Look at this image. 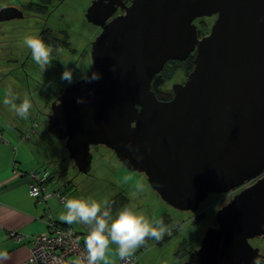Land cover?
Wrapping results in <instances>:
<instances>
[{
	"label": "water",
	"instance_id": "water-1",
	"mask_svg": "<svg viewBox=\"0 0 264 264\" xmlns=\"http://www.w3.org/2000/svg\"><path fill=\"white\" fill-rule=\"evenodd\" d=\"M92 2L86 18L102 30L90 71L56 96L48 133L84 174L91 148L108 147L179 211L196 213L211 193L253 181L215 212L184 263L251 264L262 252L250 241L264 237V0H133L110 21L111 12L98 11L112 2ZM213 15L200 37L194 21ZM23 16L16 6L0 9V20ZM194 51L187 80L160 100L153 76Z\"/></svg>",
	"mask_w": 264,
	"mask_h": 264
},
{
	"label": "rangeland",
	"instance_id": "rangeland-1",
	"mask_svg": "<svg viewBox=\"0 0 264 264\" xmlns=\"http://www.w3.org/2000/svg\"><path fill=\"white\" fill-rule=\"evenodd\" d=\"M2 3L3 1L0 0V4ZM89 5V0H63L60 10V14L61 12L63 13V16L61 17L63 18L64 25L62 27L67 29L69 35L68 39L71 40L73 48L77 49L76 52L78 53V60L72 65V68L66 63L67 61L64 60L63 62L65 66L63 67L64 70L67 69L73 74V82L80 79L82 76L87 75L91 68L90 49L92 42L95 37H97L96 33L98 28L88 22L86 18L85 13ZM213 19L214 18L211 17H205L200 20L197 25L202 32H208L211 30L214 23ZM20 57H22V55H20ZM5 65H7L6 67H9V64L5 63ZM36 76V80L38 77L43 79L37 74ZM185 76L186 73L182 66L177 72H174L167 77L163 89L171 90L173 85L183 80ZM71 83L63 81L62 85L55 88L54 91L59 90V93H61V91ZM19 96L25 99L23 93L19 92ZM40 99L42 98H37V100L42 101ZM51 104L52 102L49 104L48 101L46 104H41L42 112L48 113ZM39 121L41 122V128H47V124L42 116L39 117ZM35 134L34 136L36 137L37 134ZM51 141L54 143L53 146L48 144V146L45 147H47V154L49 148L51 149L48 154L49 157H54L50 164L51 167H48L51 172L56 174V177L55 182L52 185H48V189L52 191L58 184L68 180L66 183L71 187L66 191L68 193L67 199H91L100 203L102 210L109 204H112L113 207L116 206V213L112 215L113 218H115L125 206H131L139 211L140 214L144 215L150 223L155 225L157 222H162L168 229V236L174 234L166 240V243L162 248H150V251L146 250L148 252L145 257H151L153 254H156L155 256L153 255V257L160 258L163 263L166 264L186 263L189 259V255L194 249H198L202 238L201 236H203L205 230L209 226L216 224L215 212L231 200L235 194L240 192L244 186L250 184H245L239 187L236 191L226 194L211 193L208 200L206 199L201 203L200 208L196 213L179 211L164 203L144 175L125 168L108 147L93 146L91 148L93 155L91 169L89 174H84L78 172L73 161L69 159L68 153L64 147L65 143L57 140L52 135ZM57 154H59L58 157ZM122 196L127 197V202L124 204H120ZM53 197L55 199L52 201H56V209L59 210V213H66L64 203L61 202L56 195ZM200 213L203 215L197 217ZM71 225L87 236L88 233L86 230L87 228H90L89 225H86L83 222H73ZM250 242L254 247L260 248L261 252L264 253V237L255 238ZM181 244L185 245L188 252L192 251L183 258L179 257L177 254L179 251L178 249H180L179 245ZM112 247L113 243H109L105 253L115 256L117 253H115V251L113 252ZM139 254H143V252H139Z\"/></svg>",
	"mask_w": 264,
	"mask_h": 264
},
{
	"label": "crops",
	"instance_id": "crops-1",
	"mask_svg": "<svg viewBox=\"0 0 264 264\" xmlns=\"http://www.w3.org/2000/svg\"><path fill=\"white\" fill-rule=\"evenodd\" d=\"M18 24H16L18 31L5 35L3 38L0 34V45L2 39H14L18 47L26 46L23 40L26 36H32L31 29L24 22ZM13 25L15 26V24ZM70 61L73 59L70 58L69 63ZM63 67L65 66L58 67L51 64L45 71H42L34 64L26 65L24 68H11L0 63V101H2L6 90L11 88L13 94L19 98L16 103L19 104L24 100L19 96V92H21L32 104L28 118L21 119L8 106L0 102V252L8 253V259L4 264H20L25 261L31 253L34 238L47 231L52 220L58 223H67L60 219L61 215L66 213H59V210L56 209V201H52L55 199L53 197L55 195L51 194L47 200L39 201L37 197L30 194L27 176V172L30 170L44 166L51 167L50 164L54 158L48 155L50 148L48 154L46 153L47 147L45 146L48 144L53 146L54 143L51 141V135L47 132V128H41L39 117L42 116L44 121L47 119L49 112H42L41 104H46L47 101L50 104L59 94V90L54 91V89L65 81L61 79V75L65 71ZM36 74L43 79L38 77L36 80ZM39 97L42 98L40 100L43 103L37 100ZM34 122L39 124L35 131L37 136L29 137L27 132ZM51 176L53 179L48 185L55 182L56 174L53 173ZM66 182L68 180L58 184L52 191L67 187L69 184ZM48 190L52 193L50 189ZM67 225L82 233L83 240L86 241L90 228H87L86 236L71 224L67 223ZM13 231L21 234L22 238L16 239L11 236ZM162 238L159 240L149 238V242L144 241L141 246L136 248L137 250L132 253L135 257L133 264H166L160 258L153 257L156 254L145 257L148 252L146 250L162 248L165 245L166 241L160 243ZM112 248L117 255L105 253V261L100 262L114 264L121 260L118 255V245L113 243ZM139 252H143V254H139Z\"/></svg>",
	"mask_w": 264,
	"mask_h": 264
},
{
	"label": "clouds",
	"instance_id": "clouds-1",
	"mask_svg": "<svg viewBox=\"0 0 264 264\" xmlns=\"http://www.w3.org/2000/svg\"><path fill=\"white\" fill-rule=\"evenodd\" d=\"M24 45L31 50V57L42 71H45L51 64L50 59L52 49L43 39L37 36H26L23 40ZM100 73H92L91 79H99ZM61 79L68 83L73 82V74L67 69L63 71ZM19 98L13 94L12 89L6 90L2 102L8 106L16 116L27 119L30 114L32 104L26 97L21 103H16ZM83 97H77V103H84ZM131 150V145H129ZM138 151V149L136 150ZM143 157L138 155L137 160ZM64 208L66 214L61 215L60 219L72 224L73 222H83L90 226L89 234L86 238L88 250L87 264H98L105 261V252L109 243L118 245V255L123 260L132 255L134 250L144 243L146 238L159 240L168 231L162 222L155 225L150 223L144 215L131 206H125L119 214L113 218L111 210L104 208L100 203L86 198L65 199ZM8 259L7 252H0V264ZM77 264H83L77 261ZM251 264H264V253H257L253 257Z\"/></svg>",
	"mask_w": 264,
	"mask_h": 264
},
{
	"label": "flooded vegetation",
	"instance_id": "flooded-vegetation-1",
	"mask_svg": "<svg viewBox=\"0 0 264 264\" xmlns=\"http://www.w3.org/2000/svg\"><path fill=\"white\" fill-rule=\"evenodd\" d=\"M2 1L3 3L0 4V9L5 6H16L24 14L22 18H9L5 20H0V34L2 35V38L5 35H10L11 33L18 31V29H16L17 28L16 24L19 25L18 23L24 22L26 23L25 25H27V27L31 29L30 31L32 32V36H37L43 39V41L51 47L52 53L50 59L52 60V65L62 67L64 66L63 63L64 60L67 61L66 63H68L71 67L74 63H76V61L78 60V53L76 52L77 49L73 48V44L71 40L68 39L69 35L67 29L62 27L64 25L63 18L61 17L63 16L62 15L63 13L61 12L60 14V10L62 7L63 0H2ZM92 1L95 0H89L90 2L89 7L91 6V3H93ZM104 1L112 2V6L108 8L107 7L99 8L98 17L102 18L104 15H107L109 12H111L112 14L107 20L110 21L112 18L116 16L123 15L126 12V7L128 8V6L131 5L133 0H104ZM14 14L15 13H12L9 14L8 16ZM203 18L205 17L197 18L194 21V23L195 24L199 23V21L202 20ZM211 18L216 19L217 15H213L211 16ZM13 24H15V26ZM96 27L98 28L96 33L97 36L102 30V28L99 26ZM198 30L200 37L210 32V31L202 32L199 27ZM1 41L2 43L0 45V63L2 65L6 67L7 66L5 65L6 63L9 64V67L11 66V68H17V67L24 68L26 65H32V64L36 65V63L33 61L31 57V50L28 49L27 46L18 47L14 39L11 40L2 39ZM91 49H92V44H91ZM21 53H22V57H20ZM195 54L196 51L191 53L190 56H192L194 59ZM188 57H186L185 60H177V59L168 60L165 63L164 68L160 70L159 73L153 76L151 87L152 89L155 90L156 95L160 100L168 101L174 97L173 88L171 90L163 89V86L165 84L164 82L167 81V77L169 76V74H167L166 71L168 67L166 66L169 67L176 66L175 72H177L178 69L183 66L182 64L188 60ZM70 58L73 59V61H70L69 63ZM90 65H92V62L90 63ZM36 66L39 67L38 65ZM190 72L191 70L189 72L185 70L186 73L185 78L177 83H184V81L187 80ZM252 182L253 181L249 183ZM217 194H221V193H217ZM165 234L168 235V231Z\"/></svg>",
	"mask_w": 264,
	"mask_h": 264
},
{
	"label": "built area",
	"instance_id": "built-area-1",
	"mask_svg": "<svg viewBox=\"0 0 264 264\" xmlns=\"http://www.w3.org/2000/svg\"><path fill=\"white\" fill-rule=\"evenodd\" d=\"M38 125V122H34L27 136H33ZM50 171L49 167L44 166L27 172L30 194L37 197L39 201L47 200L53 194L64 203L67 195L63 192V187L52 193L48 190L47 183L52 174ZM11 236L16 239L22 238L21 234L14 231ZM87 256L88 250L82 233L52 220L47 231L34 238L29 257L20 264H77V261L87 264ZM134 259L135 257L131 255L114 264H133ZM98 264L107 263L99 261Z\"/></svg>",
	"mask_w": 264,
	"mask_h": 264
},
{
	"label": "trees",
	"instance_id": "trees-1",
	"mask_svg": "<svg viewBox=\"0 0 264 264\" xmlns=\"http://www.w3.org/2000/svg\"><path fill=\"white\" fill-rule=\"evenodd\" d=\"M183 67L185 68V70L186 71H190L193 67H194V59H193V57L192 56H190V57H188V60L186 61V62H184L183 64ZM166 67H168L167 68V74H172V73H174L175 72V69H176V66H172V67H169V66H166ZM192 71V70H191ZM62 92V91H61ZM47 121V119L45 120V122ZM53 174V173H52ZM52 179H53V177L51 176V178H49V182L48 183H51V181H52ZM47 183V184H48ZM70 188V185H68L67 187H63V192L65 193V195H67L68 193L66 192L68 189ZM68 197V196H67ZM127 197H125V196H122L121 197V203L120 204H124L125 202H127V199H126ZM106 208H109L110 210H111V215H114L116 212V206L115 207H113V205L112 204H109L108 206H106ZM201 215H203V214H198L197 215V217H199V216H201ZM58 223V222H57ZM60 224H62V225H64V226H68L67 225V223H65V224H63V223H60ZM173 234H171V235H164L163 236V240H161V242L160 243H162L163 241H166L170 236H172ZM145 241H148L149 242V238H146L145 239ZM85 242V241H84ZM179 247H180V249H178L179 251H178V255H179V257H181V258H183V257H185L186 255H188V254H190L191 252H188L187 250H186V247H185V245H183V244H181V245H179Z\"/></svg>",
	"mask_w": 264,
	"mask_h": 264
}]
</instances>
